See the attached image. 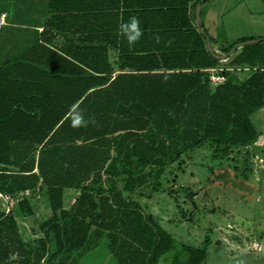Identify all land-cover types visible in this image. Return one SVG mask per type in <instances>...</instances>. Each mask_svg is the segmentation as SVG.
Masks as SVG:
<instances>
[{"label": "trees", "instance_id": "1", "mask_svg": "<svg viewBox=\"0 0 264 264\" xmlns=\"http://www.w3.org/2000/svg\"><path fill=\"white\" fill-rule=\"evenodd\" d=\"M208 1L55 0L42 31L16 44L7 34L0 47V193H46L53 216L41 226L54 233L51 258L106 233L121 264H156L174 239L133 198L153 174L143 169L179 160L183 148L209 141L217 155L264 134V39L219 58L202 20ZM233 70L250 72L237 79ZM213 73L226 81L214 85ZM118 177H126L123 189ZM105 179L116 181L103 187ZM214 182L243 197L264 185L231 172L208 178ZM65 188L80 191L69 209ZM19 204L33 213L28 199ZM41 241L32 262L0 196V264H41L49 252ZM205 241L183 246L181 264H204Z\"/></svg>", "mask_w": 264, "mask_h": 264}, {"label": "rangeland", "instance_id": "2", "mask_svg": "<svg viewBox=\"0 0 264 264\" xmlns=\"http://www.w3.org/2000/svg\"><path fill=\"white\" fill-rule=\"evenodd\" d=\"M27 19L29 18L15 20H32ZM202 20L210 36L216 41L214 49L221 55H225V49L239 40L264 38L262 0H209L204 5ZM2 44L6 46L7 42ZM8 47L17 48L12 43ZM5 54H0V59ZM220 67L224 68L225 64L222 63ZM230 72L235 78L242 79L250 71ZM260 118L264 128V110L259 114ZM258 139L243 146H235L226 152L219 149L217 155L215 143L208 141L201 146L183 148L179 160L166 162L162 167L151 166L143 169L144 172H153L141 195L147 197V212H162L171 222L186 220L191 223L193 219H197L204 223L202 227L205 233L202 238L206 236L209 243L224 232L234 243H238L239 239L247 248L246 254L232 255L228 248L216 245L221 241L216 242L209 248L205 264H264V185L255 194L243 197L236 190L226 188V184L208 183V178L222 172H231L235 179L254 184L264 182V135ZM120 167L122 169L124 165L121 164ZM123 178L126 177H118L116 180L120 182ZM112 180L116 181L105 179L103 187L111 186ZM34 193L28 191L15 197H2L4 209L17 217L23 238L28 242L32 262L39 256L37 251L40 249L41 240H47L49 252L41 264H64L63 254L51 258L55 243L54 233L48 231V227L41 226L53 216L51 207L47 205V195L39 190ZM22 199L29 200L33 208L32 214H28L19 204ZM176 240L175 251L181 250L182 260L186 258L182 248L184 241L195 246L201 245L189 234L186 239L180 235ZM169 255L171 253L166 258ZM168 263L170 262L164 258L159 264Z\"/></svg>", "mask_w": 264, "mask_h": 264}, {"label": "crops", "instance_id": "3", "mask_svg": "<svg viewBox=\"0 0 264 264\" xmlns=\"http://www.w3.org/2000/svg\"><path fill=\"white\" fill-rule=\"evenodd\" d=\"M19 1V2H18ZM55 0H0V22L1 18L5 16V24L0 26V47L2 43L7 41L8 35L12 34L13 37H10V40H14L15 43H23L26 40V36L29 33H33L36 30H43L44 24L46 23L47 19L50 15L53 14L52 3ZM70 0H62L65 4H68ZM79 2L81 6L88 4L95 5L97 3L101 4L103 0H73ZM112 1V0H106ZM11 12V14H10ZM14 12V13H13ZM16 18H29L27 20L30 22L25 21H16ZM4 47V46H3ZM264 135V134H263ZM263 135H260L258 138H262ZM259 140V139H258ZM123 181H120L117 184L119 189H123ZM144 187L139 188L134 194L133 198L137 200L141 206L142 211L144 214L152 215L154 220L159 223L164 229H166L174 239V248L169 251L171 253L166 258V254L162 255L156 264H159L162 259H166L168 264H181L182 256L181 250L175 251L176 249V238L180 235L185 239L188 238V234L192 236L196 242H199L200 246L192 245L191 243H186L184 241L183 246H192V247H204L205 239L203 235L205 233V229L202 227L204 225L203 222L197 221L193 219L191 223L186 220H179L175 222H171L172 220H168L166 218V214L161 213H154V212H147L146 211V199L147 197H142V193H144ZM29 191V190H28ZM28 191L21 192V193H28ZM80 194L79 190L65 188L64 190V206L66 209H69L70 206L75 201L76 197ZM50 207L49 203L47 204ZM50 209V208H49ZM146 211V212H145ZM215 231V230H214ZM220 233V232H219ZM214 237V236H213ZM235 241V239H233ZM221 241V242H219ZM232 240L229 239L228 235H225L222 232L221 235L217 238H213L212 243L208 245L207 251L209 252V248L219 242V244L228 248L232 255H240L241 253L246 254V246L241 243L238 239V243H234ZM102 245V246H101ZM107 248L106 249L104 248ZM173 251V252H172ZM209 254V253H208ZM207 254V258H208ZM187 257V253H186ZM206 258V260H207ZM64 264H121L119 262V255L117 249L112 248L110 246V238L106 233H102L99 235H92V238L89 243H87L86 247L76 250L69 253L63 254ZM204 261V264L206 262Z\"/></svg>", "mask_w": 264, "mask_h": 264}, {"label": "water", "instance_id": "4", "mask_svg": "<svg viewBox=\"0 0 264 264\" xmlns=\"http://www.w3.org/2000/svg\"><path fill=\"white\" fill-rule=\"evenodd\" d=\"M201 9H202V4L200 3V4H198V7H197V15H196V24L197 25H199V22H200ZM261 39H264V38H261ZM261 39L247 40V41H244V42H240V43L236 44L228 53H226L225 55L219 56V58H221V59L228 58L230 55H232L234 53V51L237 48L242 47V46H244L246 44H251V43L258 42ZM207 45H208L209 50L211 52H213V47H212L211 40H210L209 36H207Z\"/></svg>", "mask_w": 264, "mask_h": 264}, {"label": "built area", "instance_id": "5", "mask_svg": "<svg viewBox=\"0 0 264 264\" xmlns=\"http://www.w3.org/2000/svg\"><path fill=\"white\" fill-rule=\"evenodd\" d=\"M3 24H5V16H3L1 18L0 26H2ZM212 71L214 72L215 69H213ZM211 79H212L213 82H215L217 84H221V83H224L226 81V78L224 76H222L220 74H215V73L212 74ZM0 196L4 197V198L5 197H10V196H5V195H3L1 193H0ZM7 212H9V211H7Z\"/></svg>", "mask_w": 264, "mask_h": 264}, {"label": "bare ground", "instance_id": "6", "mask_svg": "<svg viewBox=\"0 0 264 264\" xmlns=\"http://www.w3.org/2000/svg\"><path fill=\"white\" fill-rule=\"evenodd\" d=\"M14 13V12H13Z\"/></svg>", "mask_w": 264, "mask_h": 264}]
</instances>
